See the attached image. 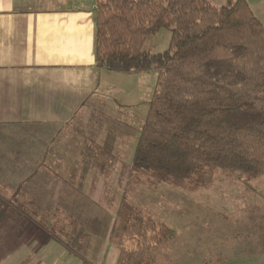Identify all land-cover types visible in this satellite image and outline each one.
<instances>
[{"label":"crops","instance_id":"crops-1","mask_svg":"<svg viewBox=\"0 0 264 264\" xmlns=\"http://www.w3.org/2000/svg\"><path fill=\"white\" fill-rule=\"evenodd\" d=\"M97 2L0 0V264L125 262L126 250L108 242L106 215L91 221L89 209L91 194L104 195L105 158L123 135L91 154L90 167L60 148L73 141L63 127L87 103L100 104L108 84L121 88L123 113L142 86L136 73L96 67ZM122 112L109 118L127 126L131 113Z\"/></svg>","mask_w":264,"mask_h":264},{"label":"trees","instance_id":"trees-1","mask_svg":"<svg viewBox=\"0 0 264 264\" xmlns=\"http://www.w3.org/2000/svg\"><path fill=\"white\" fill-rule=\"evenodd\" d=\"M163 28L170 48L144 50ZM95 62L109 72H159L135 168L175 183L203 166L264 177V24L246 0H98ZM155 225L134 209L125 231L149 245L173 239Z\"/></svg>","mask_w":264,"mask_h":264},{"label":"rangeland","instance_id":"rangeland-1","mask_svg":"<svg viewBox=\"0 0 264 264\" xmlns=\"http://www.w3.org/2000/svg\"><path fill=\"white\" fill-rule=\"evenodd\" d=\"M227 2L212 0L214 6ZM246 2L264 24V0ZM170 44L171 31L163 28L147 37L144 50L159 54ZM136 74L142 86L136 105L124 112L131 113L127 126H118L117 120L109 118L122 112L115 108L122 97L121 88L111 83L105 87L106 97L100 104L87 103L60 132L68 140L73 137L60 148L73 150L71 162L84 167L94 164L90 155L95 156L97 149L114 148L113 135H123L117 142L118 153L105 158L109 166L100 202L91 194V221L93 215H106L108 242L126 250L124 264H264V177L253 179L240 172L203 166L189 180L175 183L134 167L135 150L159 72L153 68ZM98 137L105 139L104 145L96 142ZM134 209L156 225L171 228L173 239L149 245L148 240L142 243L128 234L125 225Z\"/></svg>","mask_w":264,"mask_h":264}]
</instances>
